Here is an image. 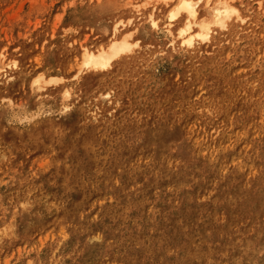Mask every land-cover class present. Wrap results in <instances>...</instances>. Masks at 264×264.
Segmentation results:
<instances>
[{
	"label": "rangeland",
	"instance_id": "1",
	"mask_svg": "<svg viewBox=\"0 0 264 264\" xmlns=\"http://www.w3.org/2000/svg\"><path fill=\"white\" fill-rule=\"evenodd\" d=\"M228 1L244 22L186 50L164 44L162 0H0V58L18 64L0 77V264H264V0ZM129 17L135 57L73 80ZM40 74L63 80L36 90ZM104 125L143 159L76 151Z\"/></svg>",
	"mask_w": 264,
	"mask_h": 264
},
{
	"label": "bare ground",
	"instance_id": "2",
	"mask_svg": "<svg viewBox=\"0 0 264 264\" xmlns=\"http://www.w3.org/2000/svg\"><path fill=\"white\" fill-rule=\"evenodd\" d=\"M162 1L165 5L170 4L166 9L164 20L167 32V40L164 44L165 46H168L170 48L183 47V49L186 50H194L199 45L207 47H209L210 45H216L221 35L227 36L234 33L235 29L233 25L235 24L236 26H240V23H243L245 20V17L240 13V9L232 5L228 0ZM147 2L150 3V0H147ZM152 9V13H150L148 16L149 23L152 26H156L157 19L153 16L155 12L154 5ZM129 23H131V17L127 18L126 20H114L111 26L108 41L105 44H99L94 49L83 47L79 55V62L77 65L78 67L75 68L74 73L71 75V78L73 80H76L79 79L78 77L80 76V74H84V76H82L81 78L82 81L93 83L100 80L98 74L107 71L114 61L118 59H128L131 57H135L134 50L139 47V38L137 37L134 40H131L130 38L132 37V32H130L129 30L125 32L123 31L124 27H126ZM173 24L176 25L174 28H171ZM215 33L216 35L214 36ZM214 40L217 41L214 42ZM17 65L18 64L15 59L4 60L2 56L0 58V77L10 79L11 73L14 71V69H17ZM62 80L63 77L58 75H49L48 77H45L44 75L40 74L38 76H35L32 82H30L36 86V90H43L46 89L47 86L56 85ZM117 94L118 96H122L125 94V91L119 90ZM108 95L109 93H105L102 95L100 94V96H102V99L105 98L109 101L110 99L107 98ZM68 98L69 92L68 90H65L62 94V100L64 101ZM67 109H69V105L64 103V110ZM73 125L75 129H78V124L75 120H73ZM115 126L116 125H104L102 127L96 126L101 137V139L98 140L93 139L95 131L92 130V127L90 129V132L85 136V139L81 141L79 147L76 148V151L85 153L86 156H91L94 147L97 144L101 143L103 147L108 146L111 149H115V153L114 156L110 157V161H106V158H97V161L101 162L104 160V166L111 165L114 167L123 166L125 169L130 168V164L133 163V160H136V158L142 160L143 157L142 155L137 154L133 158L124 154V152L128 153V151L134 150V148L129 145H126L125 148H116L110 144V139L113 131L115 130ZM142 129L143 128L140 129L141 132L144 131ZM163 132L164 130H161V128H152L148 130L146 134V136L149 137L148 142L152 143V137ZM148 145L154 147L150 144ZM95 156L96 154L93 157ZM105 163H108V165H105ZM100 171L104 173L103 169H100ZM86 172H90L93 176L97 175V173L94 172L92 168L88 167L85 170L80 169L74 172V174H72L73 181L81 177V175ZM113 178L116 179L117 176L114 175ZM169 180L174 183L175 178L171 177ZM188 215L184 214L185 219L187 218L189 223L193 224V220L195 217L193 216L191 211L188 212Z\"/></svg>",
	"mask_w": 264,
	"mask_h": 264
}]
</instances>
